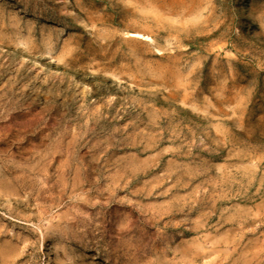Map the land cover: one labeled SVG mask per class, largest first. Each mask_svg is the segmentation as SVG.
I'll return each instance as SVG.
<instances>
[{
    "label": "rangeland",
    "instance_id": "obj_1",
    "mask_svg": "<svg viewBox=\"0 0 264 264\" xmlns=\"http://www.w3.org/2000/svg\"><path fill=\"white\" fill-rule=\"evenodd\" d=\"M69 1L0 0V264H264V0Z\"/></svg>",
    "mask_w": 264,
    "mask_h": 264
},
{
    "label": "bare ground",
    "instance_id": "obj_2",
    "mask_svg": "<svg viewBox=\"0 0 264 264\" xmlns=\"http://www.w3.org/2000/svg\"><path fill=\"white\" fill-rule=\"evenodd\" d=\"M62 3L64 5H68L70 3L69 0H62ZM131 36H134V37H143V35H141L140 33H135V32H131L130 33ZM4 45H6L7 47H10L20 53H25L24 51H26V53H28V50L27 49H24L22 48V46L20 45L19 42L15 41V40H12V39H8V40H5L4 42ZM46 259V258H45ZM45 263L46 264H58L54 259H53V256L52 254H49L48 255V258H47V261L45 260Z\"/></svg>",
    "mask_w": 264,
    "mask_h": 264
}]
</instances>
